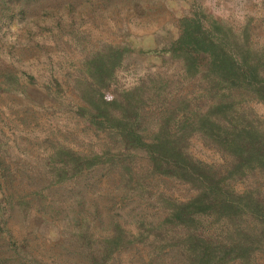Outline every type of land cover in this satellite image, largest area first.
<instances>
[{
  "label": "trees",
  "instance_id": "obj_1",
  "mask_svg": "<svg viewBox=\"0 0 264 264\" xmlns=\"http://www.w3.org/2000/svg\"><path fill=\"white\" fill-rule=\"evenodd\" d=\"M154 4L167 6L0 0V33L24 28L7 46L15 60L37 54L35 27L49 31L46 52L69 60L41 89L0 53V264L264 261V21L197 2L175 32L158 27L148 49L134 45L126 21L114 24L117 42L82 27L88 16L120 20L122 7L145 14ZM135 51L159 61L122 83ZM61 106L96 139L77 144L79 133L52 123L40 139L23 132L38 109ZM196 142L216 156L199 157Z\"/></svg>",
  "mask_w": 264,
  "mask_h": 264
},
{
  "label": "rangeland",
  "instance_id": "obj_2",
  "mask_svg": "<svg viewBox=\"0 0 264 264\" xmlns=\"http://www.w3.org/2000/svg\"><path fill=\"white\" fill-rule=\"evenodd\" d=\"M166 2V7H156V4L152 5V9L148 10L145 14H138L132 12L131 9L122 7L119 14L123 17L118 20L110 17H100L98 15L88 16L86 22L82 24L90 35V38H104L112 42H117L120 39L119 32L116 30L114 25L116 22L121 23L122 21L127 22V26L131 31L130 39L136 47H142L145 49L151 48L155 45L156 37L160 38V34L155 31L166 21V27L170 28V31L175 32L176 28L174 26V21L176 22L180 16L184 13H191L195 8V3H201L208 11L212 12L219 17H227L234 21H239L246 11H251L256 13L259 20L264 21V0H164ZM163 0L160 3L163 4ZM262 16V17H261ZM3 24L0 33V53L7 60H9L17 69L18 73L24 81H27V74H33L35 80L39 85V88L43 89L44 83L50 78V74L54 71L59 70V67L67 66L69 64L68 56H60V50L58 48L50 49L45 51L42 44L44 40L49 39V31L45 28L37 33L39 29L35 27L34 38L32 44L38 41L39 46H34L37 54L31 55L22 60H15L14 55L7 51V46L16 41V34H23L24 28L16 26V24L8 25ZM1 30V31H2ZM45 33V35H43ZM23 36V35H21ZM25 37V35H24ZM15 51V46L12 47ZM71 58H74V54H69ZM159 61V58L154 53H141L133 52L126 59V63L123 66V70L119 72L120 82H128L134 74L142 72L144 69L150 67L153 68L154 64ZM65 94H67L65 92ZM73 98L74 94L69 95ZM68 98V97H67ZM48 106L50 103L46 102ZM58 105V104H57ZM55 105V106H57ZM259 110L262 109L261 103L256 104ZM22 107L18 103L15 104L14 108ZM40 110L38 113V122H31V124L24 128L23 132L30 130L31 136L38 135L40 139L41 136L46 133L48 123H52V126L67 127L71 131L79 133V137L73 139L75 143L78 144L79 139L84 138V140L96 139L93 136L90 128L84 126L79 118L72 116V113L67 110L65 106L56 108L54 110ZM4 117L9 119V122L15 123L16 117L10 114L7 109L3 114ZM6 120V119H5ZM87 126V125H86ZM16 127H12L14 132L11 130L13 136L16 135ZM35 140V138L33 139ZM95 140L94 142H96ZM37 145H34V148ZM193 151L201 158L212 159L216 154L212 149L206 148L201 145L200 142H196L192 145ZM19 151V150H18ZM20 152V151H19ZM22 153V152H20ZM264 264V261L261 262Z\"/></svg>",
  "mask_w": 264,
  "mask_h": 264
}]
</instances>
